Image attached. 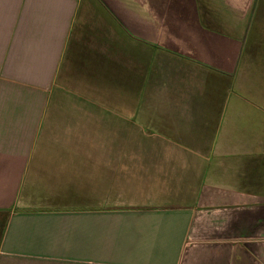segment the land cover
Listing matches in <instances>:
<instances>
[{
  "label": "crops",
  "instance_id": "obj_1",
  "mask_svg": "<svg viewBox=\"0 0 264 264\" xmlns=\"http://www.w3.org/2000/svg\"><path fill=\"white\" fill-rule=\"evenodd\" d=\"M0 264H264V0H0Z\"/></svg>",
  "mask_w": 264,
  "mask_h": 264
},
{
  "label": "rangeland",
  "instance_id": "obj_2",
  "mask_svg": "<svg viewBox=\"0 0 264 264\" xmlns=\"http://www.w3.org/2000/svg\"><path fill=\"white\" fill-rule=\"evenodd\" d=\"M2 223H3V221L0 219V229H1V227H2Z\"/></svg>",
  "mask_w": 264,
  "mask_h": 264
}]
</instances>
